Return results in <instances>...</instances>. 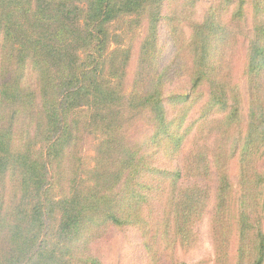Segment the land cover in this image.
Wrapping results in <instances>:
<instances>
[{"label":"trees","instance_id":"16d2710c","mask_svg":"<svg viewBox=\"0 0 264 264\" xmlns=\"http://www.w3.org/2000/svg\"><path fill=\"white\" fill-rule=\"evenodd\" d=\"M196 1L0 0V264H264V0Z\"/></svg>","mask_w":264,"mask_h":264},{"label":"rangeland","instance_id":"374dc122","mask_svg":"<svg viewBox=\"0 0 264 264\" xmlns=\"http://www.w3.org/2000/svg\"><path fill=\"white\" fill-rule=\"evenodd\" d=\"M216 0H197L196 1V17L201 19L206 13L207 9L215 3ZM142 28H135L130 35L135 36L134 44L131 47L132 60L129 64L128 81L134 71L135 60L137 56V47L142 37ZM159 34V46L163 47L166 52H170L169 43L167 41V33L163 21L160 22L158 27ZM245 39H239V43L235 49L233 57L235 66L236 78H241V72L243 68V58L245 55ZM187 87V86H186ZM208 93V89L204 88V95ZM93 139H86L82 148V154L87 158L91 155ZM190 139L185 144V149L188 148ZM201 243L191 248L190 250L179 251V258L181 261L188 264H215L216 258L214 254L213 244L211 241L209 230V218L206 216V220L201 230ZM99 253L103 264H141L140 251H139V239L138 235L134 231L127 230H110L106 237L99 243ZM228 264H233L230 259Z\"/></svg>","mask_w":264,"mask_h":264}]
</instances>
